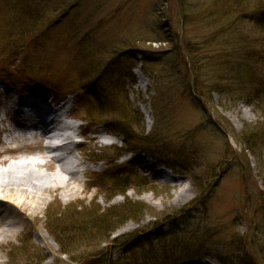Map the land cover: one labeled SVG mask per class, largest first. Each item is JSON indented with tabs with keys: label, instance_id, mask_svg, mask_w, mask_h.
<instances>
[{
	"label": "rangeland",
	"instance_id": "1",
	"mask_svg": "<svg viewBox=\"0 0 264 264\" xmlns=\"http://www.w3.org/2000/svg\"><path fill=\"white\" fill-rule=\"evenodd\" d=\"M255 1L250 0L251 8ZM204 5L202 0H0V51L13 39L8 36L11 28L18 30L13 46L25 49L24 64L12 77L2 70L0 56V179L7 182L9 171L21 176L28 168L46 199L0 248V264H149L140 261L143 249L170 248L179 237L206 246L209 257L178 264H264V97L234 100L213 91L199 100L195 91L201 88L195 87L190 64L197 57H213L209 60L221 68L243 42L249 52L264 57V33L247 22L254 15L225 30L227 18L209 17ZM135 69L145 78V88L138 87ZM255 69L251 81L257 74L264 76V66ZM217 73L203 70L202 79L214 80ZM12 84L16 92L39 89L46 95L56 89L63 97L61 92L69 90L68 99L75 104L70 116L81 121L75 125H97L98 134L105 132L116 141L101 145L96 138H77L83 141V154L62 157L68 156L64 162L80 169L78 181L65 188L69 173L58 172L42 146L13 150L14 140L3 141L4 124L12 121L8 110L14 94L7 87ZM208 101L224 120L212 115ZM229 127L236 130L253 163L249 185L263 200L257 207L245 189L240 147ZM59 133L67 134L65 129ZM141 135L148 143L136 140ZM113 146L122 153L130 147L132 155L114 159ZM99 154L101 159L92 164ZM142 155L152 169L181 166L164 174L183 179L175 185L153 180L151 170L139 164ZM182 188H192L190 197L176 200ZM126 200L139 201L151 211L136 219L125 214L105 225L100 237L92 232L94 219L86 218V226L67 227L61 215L69 210L95 217L110 207L120 210ZM50 220L66 238L63 245L69 243L64 254L48 231ZM243 236L250 247H245ZM173 259L160 264H174Z\"/></svg>",
	"mask_w": 264,
	"mask_h": 264
},
{
	"label": "trees",
	"instance_id": "2",
	"mask_svg": "<svg viewBox=\"0 0 264 264\" xmlns=\"http://www.w3.org/2000/svg\"><path fill=\"white\" fill-rule=\"evenodd\" d=\"M204 3L207 4L204 5V8L209 13V17H212L215 20H221L222 17L227 18L228 25L225 26V30L236 27L238 22L244 20L248 15H254V18L248 20L247 22L253 23L255 27L261 30V33H264V0H256L255 4L253 5V8H251L250 0H202V4ZM182 9H183V5H182ZM183 14L185 16L184 11ZM231 18L234 19L231 20ZM8 34H9L8 36H13V39L11 41H8L4 45L3 50L0 51V56H2L1 62L5 64L2 70L12 77L13 72L16 73V71H18V69L21 68L24 64L23 58H25V49L24 48L17 49L16 47L13 46V42L17 37L16 35L18 34V30L11 28ZM237 47H238L237 52L229 54L230 59L227 62H224L221 65V68L219 67L220 64L218 62L209 60V59L213 60L214 59L213 57L211 58L197 57L192 59L191 61L189 60L196 74L195 87L201 88L195 91L197 93V97H196L197 99L199 100L203 99L204 98L203 94L205 92L211 95L213 91H217L221 96L225 95L231 97L234 100H240L243 97H248L250 100L260 99V98L262 99L264 97V76H260L259 74H257L254 80L251 81V77L254 76L257 72V70L255 69L256 66H260V65L264 66V57L258 58L256 57L255 54H253V52H249L248 51L249 46H247L245 42L240 43V45L237 44ZM178 49L180 48L178 47ZM186 51L189 53V48H186ZM240 51L242 52V55ZM181 55L183 54L181 53ZM216 58L217 57H215V59ZM10 61H12V63ZM243 66L246 67L247 70L242 68ZM208 69L215 72L218 71L217 73L218 76L214 80H212V78L211 79L209 78L208 80L202 79L203 70L206 71ZM221 70H225L226 72L221 73L220 72ZM209 81H211V83ZM207 82L210 84L205 85ZM198 83H200L199 86ZM14 85L15 84H12L11 86L14 87ZM77 90L83 91V88L79 86L77 87ZM68 91L69 90H66L64 92L60 91V92L66 95L69 93ZM133 114L134 116L137 115L140 119L139 121L141 122L140 115L136 112H133ZM128 121L130 124H132V121L129 118ZM137 123L138 122L136 119V124ZM119 125L123 127L122 123H119ZM262 135L264 139V127L262 128ZM129 137L131 138L132 136H128V138ZM136 140L140 142V144L142 145L148 143L147 137L143 135H141ZM246 141L247 140L245 139V142ZM252 146H249V149L253 151V155H254L255 150L254 147ZM167 167H169L170 169L173 168L175 169L176 167H181V166L169 165ZM256 195L258 200L261 201V204H263L261 193L257 191ZM120 207L122 208V209L120 208V210H118L117 207L116 208L110 207L104 210L102 213L97 211L95 217L93 216L90 217L87 215L85 216L79 215L80 213L76 212L77 210L75 209L72 210L73 212H76L75 214L74 213L70 214L69 213L70 211L67 210L64 212V214L61 215H64L65 221H67V224L65 225L67 227L68 226L70 227L72 225L76 227V224L86 226L85 224L88 221V219L86 218L94 219L92 222L95 226L92 228V232L94 233V236L100 237L104 234L103 227L105 225H108L109 223L114 222L115 220H120L123 216H125V214L128 215L130 219H134V217L136 216L135 217L136 219L139 214L149 213L151 211L149 207L143 205L139 201L132 202L126 200ZM47 227L49 233L53 237H55V239L58 241V244H60L61 253L64 254L65 253L64 248L66 246L67 247L69 246V243L63 245V242L66 238L64 236H61L62 233L59 230V228H57L56 225L53 224V220H50L48 222ZM181 239H182L181 237L176 238L173 241V243H170L169 246L170 248H164V249L162 248L159 251L153 249L143 251L144 250L143 249L139 253L140 261L142 263L147 262L149 264H160L161 260H162L161 262L163 261L167 262L168 258L169 259L175 258L173 259L174 264H178L180 262L187 263L189 259L193 261L194 259L200 256L209 257V254L204 252L206 246H202L200 244L193 245L190 242L181 241ZM242 239L245 247L251 246L248 237L243 236ZM215 258L218 259L219 261H223L216 254H215ZM105 264H114V263L111 260H108L105 262Z\"/></svg>",
	"mask_w": 264,
	"mask_h": 264
},
{
	"label": "bare ground",
	"instance_id": "3",
	"mask_svg": "<svg viewBox=\"0 0 264 264\" xmlns=\"http://www.w3.org/2000/svg\"><path fill=\"white\" fill-rule=\"evenodd\" d=\"M134 73L137 78L138 87L145 88L146 87L144 85L145 78L143 77L141 72L138 69H135ZM9 93L11 95L14 94V96L18 97V100L21 102H24V103H29V101L33 102L32 108L34 110L33 116L31 117L25 116V114H23L21 110L22 104L20 105L17 104L18 101L16 100L10 101L11 106L9 107L10 109H12L11 118H12V122L15 123V126L12 127L13 130L18 131L21 134H24L25 128H27V123L25 122V119H26V120L32 121L34 132L42 133V135L46 136V138L50 137L51 135L58 134L59 132L64 131V129L67 132L66 134L67 139H68L67 144L73 141L74 138L77 136V132L74 130L75 126L74 125L71 126L70 125L71 123L70 124L67 123L64 119L62 120L60 117L64 113L63 109H65V104H66L65 101L58 105L54 113V117H52L51 119L45 120V115L49 113V110L47 106L45 105V103H43V99L27 98V97H24L20 92L13 93L10 91ZM7 95L9 94L7 93ZM14 96H10V97H14ZM10 109L8 111H10ZM141 110L145 114V116L148 117L149 111L147 110V108L144 107V108H141ZM15 116H19V117L16 118ZM64 118H67L66 115ZM77 128H78V131H81V133L84 135L85 140H91V138H96V140L100 142L101 145H103V143L98 138L99 131H97V128H98L97 125H95L94 127L88 128L85 125L78 124ZM229 129L233 133H237L236 130L233 129V127L232 128L229 127ZM91 136H94V137H91ZM105 141H109V140L105 139ZM107 143L110 144V142H107ZM77 146L78 145H76L74 148H70V150H68V153L74 152L75 148L77 149ZM80 146H81V150H83L84 144L82 143L80 144ZM128 148L129 149L126 148V150L124 149V151L126 152H123V153L127 155L128 154L132 155L131 153L132 151L130 150V147ZM82 152L83 151H80V153ZM119 153L120 151H117V153L114 155V159L119 155ZM44 157H47V156L44 155ZM67 158L68 156L62 157V158L61 157L48 158V160H55L58 172L67 171L69 173V176L65 181V185H64L65 188H67V186H69L71 183L78 181L77 180L78 174L80 172V169H77L75 164L73 166H69V164H66L67 162H64V160ZM96 158L92 159V162H91L92 164L98 160L99 155H97ZM142 158L143 157H141V159ZM132 159H133V156H132ZM141 159H140L139 164L143 168H148L151 170L150 172L152 173L153 180H156L162 183H168L170 185H175L183 179V177L179 175L168 176L166 178L164 175L165 169L163 167H160L158 170L153 171L154 169L152 168L154 165L151 163H148V161H145L143 159L141 160ZM123 160L124 161L120 162V164H123L125 162V159ZM83 163L84 162H81L79 164L82 166ZM117 163L113 166V173L111 176H114L115 174L114 170H117V166H119ZM25 171L26 172H23L21 176H14L13 172L9 171L8 172L9 179L7 182H3L2 178L0 179V248L8 242V239L15 237V235L18 232H20L23 225L25 224V221L28 220L30 216L38 212L41 206L46 201L45 197H43L41 195V192H39V190L42 189V187L32 182L34 181V177H32L33 172L29 171L28 168H25ZM84 172L85 174L86 173L90 174L88 169H85ZM89 182L92 183V181H89ZM48 190L49 189H46V191ZM71 192H75L74 188H71ZM190 192H192V188H189V189L182 188L178 192L175 193V198L176 200L184 201L190 197L189 196ZM39 237L41 239H44V235L39 234ZM203 264H206V263L204 262Z\"/></svg>",
	"mask_w": 264,
	"mask_h": 264
},
{
	"label": "water",
	"instance_id": "4",
	"mask_svg": "<svg viewBox=\"0 0 264 264\" xmlns=\"http://www.w3.org/2000/svg\"><path fill=\"white\" fill-rule=\"evenodd\" d=\"M212 113L216 116V118H219L217 112H216V109L214 107H212ZM224 120V119H223ZM232 134L233 136L235 137L236 139V144L240 147L241 149V152H240V156H241V159L243 161V164H244V175H245V183H246V187L245 189L249 192L252 200L255 202V205L254 207L257 206V197H256V194L254 193V190L252 187H250L249 185V179H250V176L252 175V165H251V162L249 160V156L247 155L246 153V150L244 148V144L240 138V136L237 134V133H233L230 129H228ZM235 134V135H234ZM258 262L260 263L261 260H258Z\"/></svg>",
	"mask_w": 264,
	"mask_h": 264
}]
</instances>
